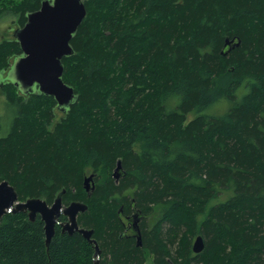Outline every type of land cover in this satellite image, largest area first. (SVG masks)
Wrapping results in <instances>:
<instances>
[{"label": "trees", "instance_id": "obj_1", "mask_svg": "<svg viewBox=\"0 0 264 264\" xmlns=\"http://www.w3.org/2000/svg\"><path fill=\"white\" fill-rule=\"evenodd\" d=\"M42 1L0 0V16L23 26ZM84 1L60 118L54 96L1 80L22 49L0 42V182L23 201L65 189L64 204L86 202L78 221L97 243L58 223L47 246L40 215L8 212L0 264H94L96 245L100 264H264V0ZM217 102L228 109L208 112Z\"/></svg>", "mask_w": 264, "mask_h": 264}, {"label": "water", "instance_id": "obj_2", "mask_svg": "<svg viewBox=\"0 0 264 264\" xmlns=\"http://www.w3.org/2000/svg\"><path fill=\"white\" fill-rule=\"evenodd\" d=\"M87 14L84 0H43L39 9L27 15L23 26L14 30V37L20 43L22 53L13 60L6 79L26 94L40 91L46 95L54 96L59 110L66 112L76 99L75 88L65 82L63 58L74 53L71 44L72 37L77 32ZM241 40L226 39V45L238 46ZM5 73L3 71L2 75ZM122 159H118L114 170V177L118 180L122 173ZM94 173L85 177V187L88 191L95 188ZM58 194L55 201L49 204L41 197L20 200L15 187L9 180L0 182V224L8 212L24 211L31 220L40 215L45 225L46 243L49 246L55 234L56 226L61 224L63 231L83 233L91 242L97 243L92 238L93 229L80 226L78 216L88 209V204L74 200L69 204L63 203V193ZM65 215L67 220L60 222V216ZM138 230V245H142L141 234ZM205 247V240L198 235L193 241V251L201 252ZM101 250L96 245L97 258L94 264H100Z\"/></svg>", "mask_w": 264, "mask_h": 264}, {"label": "rangeland", "instance_id": "obj_3", "mask_svg": "<svg viewBox=\"0 0 264 264\" xmlns=\"http://www.w3.org/2000/svg\"><path fill=\"white\" fill-rule=\"evenodd\" d=\"M18 19H19V14L15 13L12 10H7L5 11L1 16H0V42L3 41L4 39L7 38H13L14 37V30L19 26L18 25ZM15 57L12 58L11 62H14L13 60ZM10 68L5 71L2 75V81H6V77L9 73ZM6 95L4 92L0 91V116L7 120V110H6ZM228 109V105L224 102H217L215 105H213L208 112H215V113H223ZM57 118H60L64 113L61 110H58L57 108ZM195 115L194 112H191L189 114V119H191ZM8 122L6 123L5 129H8ZM7 131V130H6ZM89 172H93L92 169L88 170ZM94 173V172H93ZM89 175V174H88ZM153 262V256H149L148 260L146 261L145 264H152Z\"/></svg>", "mask_w": 264, "mask_h": 264}, {"label": "flooded vegetation", "instance_id": "obj_4", "mask_svg": "<svg viewBox=\"0 0 264 264\" xmlns=\"http://www.w3.org/2000/svg\"><path fill=\"white\" fill-rule=\"evenodd\" d=\"M61 216H63V215H61ZM61 216H60V218H61ZM65 216V215H64ZM128 217V216H127ZM126 217V220H127V227H129L128 229H129V231H133V232H135V227H134V225H136V223H137V219H138V217H128L127 218ZM66 220H67V217H66ZM66 220H60V222H64V221H66ZM138 231V230H137Z\"/></svg>", "mask_w": 264, "mask_h": 264}]
</instances>
